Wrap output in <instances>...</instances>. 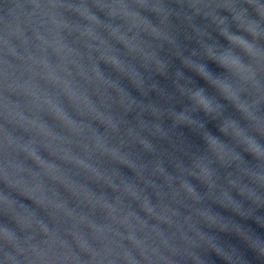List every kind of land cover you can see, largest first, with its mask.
<instances>
[{"label": "water", "instance_id": "95a60500", "mask_svg": "<svg viewBox=\"0 0 264 264\" xmlns=\"http://www.w3.org/2000/svg\"><path fill=\"white\" fill-rule=\"evenodd\" d=\"M0 264H264V0H0Z\"/></svg>", "mask_w": 264, "mask_h": 264}, {"label": "snow or ice", "instance_id": "6c2138e0", "mask_svg": "<svg viewBox=\"0 0 264 264\" xmlns=\"http://www.w3.org/2000/svg\"><path fill=\"white\" fill-rule=\"evenodd\" d=\"M201 103L204 104L205 109H207V104H205L204 101H201Z\"/></svg>", "mask_w": 264, "mask_h": 264}]
</instances>
